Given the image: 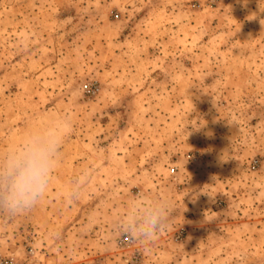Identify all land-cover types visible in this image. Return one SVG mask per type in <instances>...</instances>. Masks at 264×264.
<instances>
[{
	"label": "rangeland",
	"instance_id": "1",
	"mask_svg": "<svg viewBox=\"0 0 264 264\" xmlns=\"http://www.w3.org/2000/svg\"><path fill=\"white\" fill-rule=\"evenodd\" d=\"M58 119L48 191L0 213L1 257L264 264V0H0V159ZM159 200L155 238L120 231Z\"/></svg>",
	"mask_w": 264,
	"mask_h": 264
},
{
	"label": "clouds",
	"instance_id": "2",
	"mask_svg": "<svg viewBox=\"0 0 264 264\" xmlns=\"http://www.w3.org/2000/svg\"><path fill=\"white\" fill-rule=\"evenodd\" d=\"M68 128V122L58 119L45 131L27 134L0 159V213L9 218L23 214L46 195ZM79 196V189L70 190L67 198L74 201ZM167 215V203L155 201L120 231L131 239L151 240L165 227Z\"/></svg>",
	"mask_w": 264,
	"mask_h": 264
},
{
	"label": "built area",
	"instance_id": "3",
	"mask_svg": "<svg viewBox=\"0 0 264 264\" xmlns=\"http://www.w3.org/2000/svg\"><path fill=\"white\" fill-rule=\"evenodd\" d=\"M126 239H128V237H126ZM0 264H17V262H15L13 259L10 258H3L0 256ZM34 264H43L42 261H37Z\"/></svg>",
	"mask_w": 264,
	"mask_h": 264
}]
</instances>
